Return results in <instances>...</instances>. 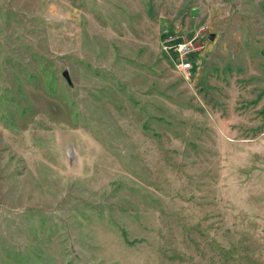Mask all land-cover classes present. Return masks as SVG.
I'll list each match as a JSON object with an SVG mask.
<instances>
[{
  "label": "rangeland",
  "instance_id": "rangeland-1",
  "mask_svg": "<svg viewBox=\"0 0 264 264\" xmlns=\"http://www.w3.org/2000/svg\"><path fill=\"white\" fill-rule=\"evenodd\" d=\"M0 264H264V0H0Z\"/></svg>",
  "mask_w": 264,
  "mask_h": 264
},
{
  "label": "built area",
  "instance_id": "built-area-1",
  "mask_svg": "<svg viewBox=\"0 0 264 264\" xmlns=\"http://www.w3.org/2000/svg\"><path fill=\"white\" fill-rule=\"evenodd\" d=\"M171 38L164 41L163 43V49H165V51H170L171 53L175 54L177 57L185 54L188 50V44L186 42L183 41H178L176 40V38H172V36H170ZM177 69L181 70V71H188L191 68V64L187 61H179V63H177L176 65Z\"/></svg>",
  "mask_w": 264,
  "mask_h": 264
},
{
  "label": "water",
  "instance_id": "water-1",
  "mask_svg": "<svg viewBox=\"0 0 264 264\" xmlns=\"http://www.w3.org/2000/svg\"><path fill=\"white\" fill-rule=\"evenodd\" d=\"M211 37H212V36L209 35V38H211ZM61 74H62V76L64 77V79L66 80V82H67V83H70V80H69V78H68L67 72H66L65 70H63ZM67 148H68L69 156L71 157V156H72L71 149H70L69 146H68Z\"/></svg>",
  "mask_w": 264,
  "mask_h": 264
}]
</instances>
